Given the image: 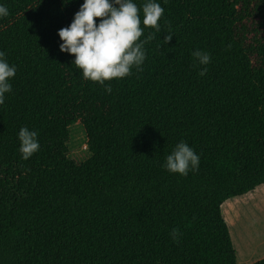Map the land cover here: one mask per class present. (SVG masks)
Returning <instances> with one entry per match:
<instances>
[{"label":"trees","instance_id":"trees-1","mask_svg":"<svg viewBox=\"0 0 264 264\" xmlns=\"http://www.w3.org/2000/svg\"><path fill=\"white\" fill-rule=\"evenodd\" d=\"M158 2L140 70L106 92L59 48L83 0H0V51L16 66L0 104V264H236L221 205L264 184V0ZM76 122L82 162L66 145ZM22 126L38 132L29 159ZM180 140L200 156L187 175L162 167Z\"/></svg>","mask_w":264,"mask_h":264},{"label":"clouds","instance_id":"clouds-1","mask_svg":"<svg viewBox=\"0 0 264 264\" xmlns=\"http://www.w3.org/2000/svg\"><path fill=\"white\" fill-rule=\"evenodd\" d=\"M69 0H64V3ZM142 11L143 18L139 13ZM164 8L158 0H144L138 7L135 0H83L78 11L74 13L69 25L57 30L62 43L61 51L74 54L72 63L82 71L84 79L98 82L106 92H111L110 84L105 81L113 78H123L136 67L140 70L146 59L140 39L144 26H151L160 31L158 23ZM8 15V8L0 3V18ZM95 18H100L98 21ZM172 33L163 36L168 43ZM191 55L197 65L206 66L210 62V54L201 49H195ZM206 67L199 69L203 76ZM16 73V66L5 59V52L0 51V104L5 101V94L12 90L11 78ZM38 132L27 126L20 127L17 138L22 159H29L39 150ZM200 156L184 140L174 145L165 157L162 167L170 173L187 175L190 170L199 167ZM170 237L178 242L179 231L173 228Z\"/></svg>","mask_w":264,"mask_h":264},{"label":"rangeland","instance_id":"rangeland-1","mask_svg":"<svg viewBox=\"0 0 264 264\" xmlns=\"http://www.w3.org/2000/svg\"><path fill=\"white\" fill-rule=\"evenodd\" d=\"M66 145L68 157L75 162H82L90 156L86 145V134L79 122L69 126V138ZM263 188L264 184L255 188V190H262ZM250 194L251 192L230 198L221 205L222 212H225L229 211V204H236L233 210L229 211L234 221L229 233L236 253V264H251L264 257L261 249L248 245L249 238L264 233V208L260 209L252 203L241 201L251 196Z\"/></svg>","mask_w":264,"mask_h":264},{"label":"crops","instance_id":"crops-1","mask_svg":"<svg viewBox=\"0 0 264 264\" xmlns=\"http://www.w3.org/2000/svg\"><path fill=\"white\" fill-rule=\"evenodd\" d=\"M262 185V184H261ZM260 186V185H259ZM258 187V186H257ZM256 187V188H257ZM251 192V196H248V198L241 200L242 202H249L254 204L255 206H257L258 208L262 209L264 208V188L262 190H253L250 191ZM249 193V192H248ZM247 194V193H246ZM242 196V195H241ZM239 197V196H237ZM224 203V202H223ZM236 204H229L228 209L233 210V208L235 207ZM229 211H223V217L228 225L229 231H230V227L234 225V221L232 220ZM228 212V213H227ZM231 237V236H230ZM232 241V240H231ZM248 245H250L251 247L253 246L254 248H259L261 249L262 254L264 255V233L259 235L256 234L255 236H253L252 238H249V243ZM263 258V257H262ZM261 259V258H260ZM259 260V259H258ZM257 261V260H256Z\"/></svg>","mask_w":264,"mask_h":264}]
</instances>
